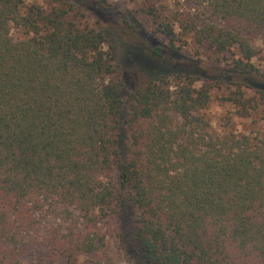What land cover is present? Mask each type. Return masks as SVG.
I'll return each instance as SVG.
<instances>
[{"label":"trees","instance_id":"trees-1","mask_svg":"<svg viewBox=\"0 0 264 264\" xmlns=\"http://www.w3.org/2000/svg\"><path fill=\"white\" fill-rule=\"evenodd\" d=\"M29 1L0 0V264H25L33 240L38 264H264V130L218 133L201 112L229 102L264 127V0H182L204 59L122 17L154 73L132 89L114 33L85 21L124 16L112 3ZM49 214L73 230L41 232Z\"/></svg>","mask_w":264,"mask_h":264},{"label":"rangeland","instance_id":"rangeland-1","mask_svg":"<svg viewBox=\"0 0 264 264\" xmlns=\"http://www.w3.org/2000/svg\"><path fill=\"white\" fill-rule=\"evenodd\" d=\"M42 2V0H37ZM108 3H112L114 7L121 11L124 16L112 12L110 9L101 8L93 9L94 13L90 11V15H87L85 21L90 26H96L98 24L104 25L111 29L114 33L115 42L117 46V62L124 71V77L126 86L128 89L134 88L138 83L145 80L147 77L154 74L150 71V67L144 65L137 58L132 56L129 51V42L135 39L134 35L127 31L128 37L122 35V17L128 20L138 32L151 41L160 40L163 43H173L178 46L182 54L192 57L206 58L210 55V49L204 43H198L195 39L194 33L189 27H186L187 22L184 20L180 26V23L176 21V17L180 16L181 10L185 5L182 0H105ZM26 2H30L26 0ZM150 9H155L160 16L157 21L154 17L148 13ZM98 19V20H97ZM99 21V22H98ZM128 43V44H127ZM124 44V45H123ZM252 44L256 50V56L253 61L257 67L264 71V28L261 29ZM107 49V47H104ZM177 80H172L174 84ZM200 84V82H197ZM235 107L229 102H218L214 100L207 104L205 108L201 110L205 115V118L210 121L212 130L218 133L224 131L235 132H249L251 129H258L260 132L264 130V127L258 123V125L251 124L250 118L240 117L236 114ZM75 218L69 217L66 214H53L47 215L43 218L42 231L53 230L57 234H65L67 231L73 230L75 226ZM78 224V222H76ZM104 231V230H103ZM110 246L112 242L108 239L106 241ZM28 252L32 251L25 264H38L43 261L47 253L46 244H38L36 241L28 243ZM112 261H123L121 257L115 256L112 252ZM89 262H88V261ZM90 264V256L82 255L77 256L75 261L71 264Z\"/></svg>","mask_w":264,"mask_h":264}]
</instances>
